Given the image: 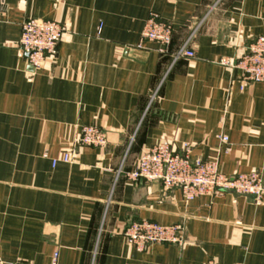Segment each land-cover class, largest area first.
<instances>
[{
    "label": "crops",
    "instance_id": "0c3cea01",
    "mask_svg": "<svg viewBox=\"0 0 264 264\" xmlns=\"http://www.w3.org/2000/svg\"><path fill=\"white\" fill-rule=\"evenodd\" d=\"M152 11L173 25L166 53L142 42ZM29 18L64 28L36 71L18 48ZM263 33L264 0H0V264H264V196L186 201L125 176L162 140L264 176V81L241 89L220 63ZM189 36L196 57L175 59ZM87 125L108 143L61 161ZM143 219L181 224L183 243L130 246L124 229Z\"/></svg>",
    "mask_w": 264,
    "mask_h": 264
},
{
    "label": "built area",
    "instance_id": "2783aa9c",
    "mask_svg": "<svg viewBox=\"0 0 264 264\" xmlns=\"http://www.w3.org/2000/svg\"><path fill=\"white\" fill-rule=\"evenodd\" d=\"M173 25L161 19L157 12H150L142 32V42L149 41L161 45L160 52L169 51L173 40ZM64 28L54 20L29 18L22 23V32L18 48L33 70L43 68L47 59L56 56ZM192 36L175 52V59L195 58L196 52L191 47ZM141 46V44H139ZM220 63L229 69H239L241 89L248 83L264 81V33L250 44L248 51L235 61L221 59ZM228 143V137L222 136ZM108 143L107 133L96 125L83 126L73 141L70 151L60 158L63 162H72L73 153L80 147H104ZM59 159L53 160V165ZM121 172V170H120ZM131 181L145 180L160 182L166 189L178 188L186 201L202 195L234 192L251 196L261 201L264 196V176L259 172L241 173L233 177L224 174L218 160L191 158V150H173L168 140H162L145 150L135 167L125 172ZM124 235L130 246L143 251L154 244H182L184 228L181 224L161 225L146 219L130 221L124 229ZM3 264H17L6 262ZM50 264H58V252H55ZM206 264H222L209 260ZM244 264V263H235Z\"/></svg>",
    "mask_w": 264,
    "mask_h": 264
},
{
    "label": "water",
    "instance_id": "95a60500",
    "mask_svg": "<svg viewBox=\"0 0 264 264\" xmlns=\"http://www.w3.org/2000/svg\"><path fill=\"white\" fill-rule=\"evenodd\" d=\"M31 69H33L32 67H30Z\"/></svg>",
    "mask_w": 264,
    "mask_h": 264
}]
</instances>
